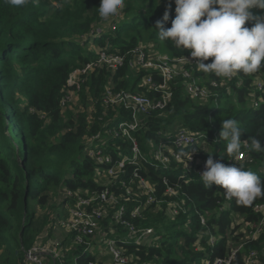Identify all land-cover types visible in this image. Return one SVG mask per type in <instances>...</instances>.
I'll return each instance as SVG.
<instances>
[{
	"label": "trees",
	"instance_id": "16d2710c",
	"mask_svg": "<svg viewBox=\"0 0 264 264\" xmlns=\"http://www.w3.org/2000/svg\"><path fill=\"white\" fill-rule=\"evenodd\" d=\"M100 2L36 0L24 7H12L0 0V264H22L23 254H17L22 244L29 248L47 231L45 241L63 232L60 222L67 218L63 209L68 213L67 206L77 200L66 197L65 189L78 195L77 192L85 194L87 190L112 186L113 179L99 175L106 166L98 164L85 150V136L106 128L103 123L108 115L126 114L122 107L104 111L101 105L110 77L116 79L118 88L142 91L139 74L127 68L113 74L102 68L82 84L77 102L63 104L71 72L96 56L82 41L96 26L107 27L106 20L99 16ZM125 4L117 30L96 38L98 44L105 45L109 40V49L120 51L143 44L153 54L171 56L190 52L177 48L170 40H161L156 28L169 4V20L164 27L172 26L175 0H125ZM252 12L257 20L264 19V9L254 8ZM257 20L247 21L245 26L251 28ZM194 75L212 95L206 99L192 97L184 80L177 77L171 101L166 108L154 110L146 128L137 135L142 150L150 158L152 140L157 142L177 128L186 127L198 140L184 151L195 152L199 160L207 161L211 155L226 165L251 170L264 181V152L249 150V140V148L241 150L244 158L234 160L227 155V141L220 139L222 120L232 118L243 129L242 140L254 136L264 145V67L251 75L237 74L230 80L199 70ZM91 102L95 103L92 124L88 121ZM99 115L103 120L97 119ZM120 151L131 154L129 139L117 136L107 152L117 158ZM154 162V158L143 161L138 169L129 166L123 178L129 184L137 169L154 187V195L162 199L161 203H147V193L136 188V184L134 195L129 196L126 186L115 185L116 195L126 206V218L136 228L154 230L150 243L128 244V253L133 254L137 264H216L218 259L227 264L233 250L239 247L231 264H245L246 255L252 251L258 252L257 261L264 264V224L260 236L250 239V229L243 231V225L236 223L245 218L255 226L259 224L262 214L256 213L254 207L264 204V198L240 205L235 198L227 199L222 186L206 188L194 168L189 172L183 163L175 161L169 168H156ZM164 178L177 190L176 194L167 193ZM170 202L176 204L178 213L169 210ZM188 203L196 210L198 233L190 230ZM120 204H115L112 211ZM136 205H141V216L132 218ZM201 215L205 216L206 225L202 224ZM115 226L122 229L119 224ZM73 253L66 252V262L72 260ZM92 260L95 256L83 254L76 264H89Z\"/></svg>",
	"mask_w": 264,
	"mask_h": 264
},
{
	"label": "built area",
	"instance_id": "2783aa9c",
	"mask_svg": "<svg viewBox=\"0 0 264 264\" xmlns=\"http://www.w3.org/2000/svg\"><path fill=\"white\" fill-rule=\"evenodd\" d=\"M122 17L123 13L121 12L119 16L106 20L107 27L103 24L96 26L82 42L86 44L91 38L94 40L100 38L109 30L110 32L116 31ZM195 62V59L190 57V52L180 56L157 52L153 54L143 44L126 51H120L118 48L110 50L109 40H106L105 45L99 46L94 58L88 61L84 67L71 72L67 80L69 87L67 95L63 99L64 105L66 102H77L82 84L86 82L91 73L102 68L112 71L113 74L123 68L134 71L137 75L139 74V86H142L143 90L132 91L118 88L116 79L110 77V82L105 86L101 97V105L104 111L122 107L126 114L120 112L115 114L114 112L108 115L107 122L103 123L106 128H101L92 135L85 136V150L98 164L106 166L105 171L100 172L99 175L113 179L112 186L106 185L101 189L87 190L85 194L77 192L78 195L71 189H65L66 197H76L77 200L75 204L67 206V218L60 222L63 232L58 237L45 241L47 231L31 247L26 248L21 245L17 249V254L20 252L23 254L22 264H68L65 255L70 251H75L71 257L74 260L72 264H76L78 256L83 254L95 256V260L90 261L89 264H137L133 254L128 253V244L150 243L154 230L151 227L136 228L132 221L126 218V206L120 202V197L116 195L115 185L126 186V196H129L133 194L136 184V188H141L147 193V203H161L162 199H158L154 195V187L137 171V166H141L143 161L151 162L154 158L155 167L164 169L169 168L172 161L183 163L187 171L190 172L194 168L200 176L205 171L206 160H199L195 152L191 151L192 159L188 162L186 157L181 155L184 149L198 140V136L186 127L177 128L173 134L164 136L157 142L152 140L150 143L151 159L147 151L142 150L137 138V135L146 128L149 121L148 116L154 110L166 108L171 101L174 93L172 85L177 77L184 80L186 90L192 97L206 99L212 95L209 88L200 85L194 75L197 70ZM126 77H129V73L126 74ZM124 78L122 77V79ZM212 85L216 86L217 83L213 82ZM258 85L259 88H262V84ZM94 111L95 103L91 102L88 111L90 124L93 123ZM98 117L99 121L103 120L102 115ZM117 136L124 140L129 139L130 155L122 154L120 151V157L115 158L107 152L111 140ZM154 144H158V146L152 147ZM187 152L190 153V151ZM243 158L244 154L241 153L236 159ZM129 166L137 167V169L133 171L129 184H127L123 176L126 175ZM164 182L167 185V193L176 194L177 190L168 183L166 178H164ZM137 200L139 201V197ZM115 204H120L119 208L112 211ZM169 206V210L178 213L175 203L170 202ZM141 210V205H136L131 211V217H140ZM254 210L256 213L262 214L259 224L255 226L245 218H240L236 222L243 225V231H246L247 228L250 229V233L247 235L250 239L260 236L264 224V204H256ZM201 222L206 225L203 215H201ZM115 223L121 225L122 229L128 228L127 232H123L120 227L115 226ZM211 241L214 242L213 239ZM238 249L233 250L227 264H231ZM257 255V251L246 255L245 264H260L257 261ZM221 263V259L216 262V264Z\"/></svg>",
	"mask_w": 264,
	"mask_h": 264
},
{
	"label": "clouds",
	"instance_id": "9594fccd",
	"mask_svg": "<svg viewBox=\"0 0 264 264\" xmlns=\"http://www.w3.org/2000/svg\"><path fill=\"white\" fill-rule=\"evenodd\" d=\"M12 7H24L36 0H4ZM68 2V0H66ZM175 18L170 28L169 10L163 20L156 22L161 40H170L177 48L190 49L197 70L212 73L216 77L232 79L237 74L251 75L264 67V19L257 20L252 9H264V0H175ZM125 0H101L99 16L105 20L120 15ZM218 6V7H217ZM257 20L251 28L247 21ZM209 58L211 62L205 63ZM243 129L235 119L222 120L220 139L227 141L226 152L235 158L242 148L264 152L260 139L242 140ZM187 162L192 152L181 153ZM204 186H222L227 198H235L237 204L251 205L257 198H264V181L251 170L226 165L210 155L201 174Z\"/></svg>",
	"mask_w": 264,
	"mask_h": 264
},
{
	"label": "rangeland",
	"instance_id": "374dc122",
	"mask_svg": "<svg viewBox=\"0 0 264 264\" xmlns=\"http://www.w3.org/2000/svg\"><path fill=\"white\" fill-rule=\"evenodd\" d=\"M86 46H87V48L89 49V50H91V51H93V52H97V50H98V48H99V44L96 42V40H94L93 38H91L88 42H87V44H86ZM152 53V52H151ZM203 82H205V80H202ZM158 146V144H154V146H152V147H154V148H156ZM150 150H151V146H150ZM152 153V152H151ZM61 195V194H60ZM58 199L60 198V197H57ZM62 198V197H61ZM187 209L191 212V216H192V218L191 217H189L190 218V226H191V228H190V230L191 231H193V232H195V233H198L199 232V226H198V223H197V221H196V218H195V212H196V210H195V208H194V206L192 205V204H190V203H188L187 204ZM63 214H66V211L63 209ZM73 258H72V260H70L69 262H68V264H72L73 263Z\"/></svg>",
	"mask_w": 264,
	"mask_h": 264
},
{
	"label": "water",
	"instance_id": "95a60500",
	"mask_svg": "<svg viewBox=\"0 0 264 264\" xmlns=\"http://www.w3.org/2000/svg\"><path fill=\"white\" fill-rule=\"evenodd\" d=\"M23 243V242H22ZM23 245V244H22Z\"/></svg>",
	"mask_w": 264,
	"mask_h": 264
}]
</instances>
